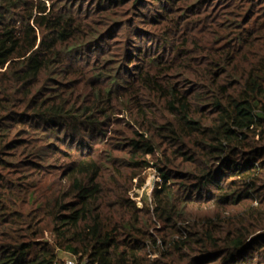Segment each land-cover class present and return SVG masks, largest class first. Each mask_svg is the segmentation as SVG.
I'll use <instances>...</instances> for the list:
<instances>
[{
    "label": "trees",
    "instance_id": "16d2710c",
    "mask_svg": "<svg viewBox=\"0 0 264 264\" xmlns=\"http://www.w3.org/2000/svg\"><path fill=\"white\" fill-rule=\"evenodd\" d=\"M61 253L264 264V0H0V264Z\"/></svg>",
    "mask_w": 264,
    "mask_h": 264
},
{
    "label": "rangeland",
    "instance_id": "374dc122",
    "mask_svg": "<svg viewBox=\"0 0 264 264\" xmlns=\"http://www.w3.org/2000/svg\"><path fill=\"white\" fill-rule=\"evenodd\" d=\"M145 174V184L134 192V197L140 207H143L147 202L151 204L152 191L155 183L158 181V175L153 168L147 169ZM61 257L64 264H67L69 261H78L77 257L66 253H61Z\"/></svg>",
    "mask_w": 264,
    "mask_h": 264
},
{
    "label": "built area",
    "instance_id": "2783aa9c",
    "mask_svg": "<svg viewBox=\"0 0 264 264\" xmlns=\"http://www.w3.org/2000/svg\"><path fill=\"white\" fill-rule=\"evenodd\" d=\"M58 264H64V262ZM67 264H78V261H69Z\"/></svg>",
    "mask_w": 264,
    "mask_h": 264
}]
</instances>
